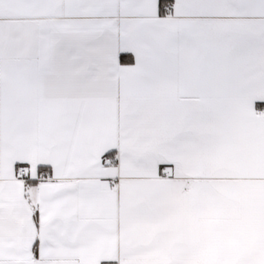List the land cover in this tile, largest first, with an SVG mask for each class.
<instances>
[{
	"label": "crops",
	"instance_id": "obj_1",
	"mask_svg": "<svg viewBox=\"0 0 264 264\" xmlns=\"http://www.w3.org/2000/svg\"><path fill=\"white\" fill-rule=\"evenodd\" d=\"M258 108L264 0H0V264H264Z\"/></svg>",
	"mask_w": 264,
	"mask_h": 264
},
{
	"label": "built area",
	"instance_id": "obj_2",
	"mask_svg": "<svg viewBox=\"0 0 264 264\" xmlns=\"http://www.w3.org/2000/svg\"><path fill=\"white\" fill-rule=\"evenodd\" d=\"M172 9V5H167L165 7L166 11H170ZM256 115L259 117H264V109L258 108L255 110ZM116 163V159L112 158V157H107L106 159L103 160L102 164L104 166H108V165H112ZM28 177V173L26 171V169L24 167H20L18 168L17 172H16V178L18 180H22L25 181L27 180ZM113 264H119V263H113Z\"/></svg>",
	"mask_w": 264,
	"mask_h": 264
},
{
	"label": "trees",
	"instance_id": "obj_3",
	"mask_svg": "<svg viewBox=\"0 0 264 264\" xmlns=\"http://www.w3.org/2000/svg\"><path fill=\"white\" fill-rule=\"evenodd\" d=\"M165 5H166V2H162V3H161V6H163V7H164Z\"/></svg>",
	"mask_w": 264,
	"mask_h": 264
}]
</instances>
